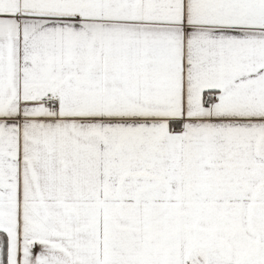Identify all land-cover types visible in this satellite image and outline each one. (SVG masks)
Listing matches in <instances>:
<instances>
[{
    "label": "snow or ice",
    "instance_id": "1",
    "mask_svg": "<svg viewBox=\"0 0 264 264\" xmlns=\"http://www.w3.org/2000/svg\"><path fill=\"white\" fill-rule=\"evenodd\" d=\"M0 264H264V0H0Z\"/></svg>",
    "mask_w": 264,
    "mask_h": 264
}]
</instances>
